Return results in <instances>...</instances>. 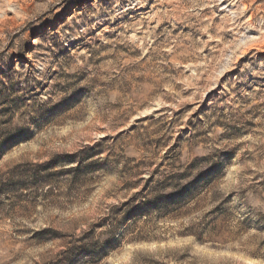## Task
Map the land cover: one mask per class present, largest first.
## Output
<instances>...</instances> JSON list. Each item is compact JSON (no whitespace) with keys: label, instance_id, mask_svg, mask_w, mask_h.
<instances>
[{"label":"rangeland","instance_id":"rangeland-1","mask_svg":"<svg viewBox=\"0 0 264 264\" xmlns=\"http://www.w3.org/2000/svg\"><path fill=\"white\" fill-rule=\"evenodd\" d=\"M0 264H264V0H0Z\"/></svg>","mask_w":264,"mask_h":264}]
</instances>
